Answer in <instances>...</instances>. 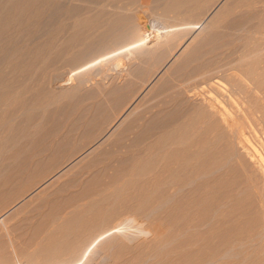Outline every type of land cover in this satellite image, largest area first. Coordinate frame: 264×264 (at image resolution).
<instances>
[{"label":"rangeland","instance_id":"1","mask_svg":"<svg viewBox=\"0 0 264 264\" xmlns=\"http://www.w3.org/2000/svg\"><path fill=\"white\" fill-rule=\"evenodd\" d=\"M0 264H264V0H0Z\"/></svg>","mask_w":264,"mask_h":264},{"label":"bare ground","instance_id":"2","mask_svg":"<svg viewBox=\"0 0 264 264\" xmlns=\"http://www.w3.org/2000/svg\"><path fill=\"white\" fill-rule=\"evenodd\" d=\"M217 81H218V80H217ZM218 82H219V81H218ZM220 83H221V82H220ZM215 84H217V83H215ZM218 85H219V83H218ZM218 85H217V86H218ZM219 88H221V87L219 86ZM207 91H208V90H207ZM207 91H206V92H207ZM197 94H198V93H197ZM195 95H196V94H195ZM210 96H211V95H210ZM229 96H230V95H229ZM229 98H230V97H229ZM229 100H230V99H229ZM204 103H205V102H204ZM214 103H215V101H214ZM220 104H221V103H220ZM221 106H222V105H221ZM211 108H213V106H211ZM220 112H221V111H220ZM220 114H222V113H220ZM222 118H223V117H222ZM224 118H225V117H224ZM223 122H224V121H223ZM226 123H227V121H226ZM245 148H247V147H245ZM254 151H255V150H254ZM248 153H249V150H248ZM251 156H252V154H251ZM259 159H260V157H259ZM261 159H262V157H261ZM261 159H260V160H261ZM254 163H255V162H254Z\"/></svg>","mask_w":264,"mask_h":264}]
</instances>
